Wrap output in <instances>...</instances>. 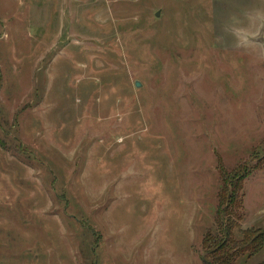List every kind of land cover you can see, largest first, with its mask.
<instances>
[{
	"label": "rangeland",
	"instance_id": "rangeland-1",
	"mask_svg": "<svg viewBox=\"0 0 264 264\" xmlns=\"http://www.w3.org/2000/svg\"><path fill=\"white\" fill-rule=\"evenodd\" d=\"M229 226L264 235V0H0V264H211Z\"/></svg>",
	"mask_w": 264,
	"mask_h": 264
},
{
	"label": "trees",
	"instance_id": "trees-1",
	"mask_svg": "<svg viewBox=\"0 0 264 264\" xmlns=\"http://www.w3.org/2000/svg\"><path fill=\"white\" fill-rule=\"evenodd\" d=\"M224 180V187L226 188V195L223 197V200L225 199V208L220 215H222V218H226L227 222L233 219V217L236 218L235 221L240 222L242 217L238 214L243 210L244 206L242 185L233 183L226 185L227 179L225 175ZM223 229L221 232L223 240L220 237L217 241L210 242L216 245V249L220 253L219 255L210 257L211 264H237L241 259H253L264 248V235L262 233L246 231L242 233L239 240H235L232 238L231 226Z\"/></svg>",
	"mask_w": 264,
	"mask_h": 264
},
{
	"label": "water",
	"instance_id": "water-1",
	"mask_svg": "<svg viewBox=\"0 0 264 264\" xmlns=\"http://www.w3.org/2000/svg\"><path fill=\"white\" fill-rule=\"evenodd\" d=\"M156 17H159V13L157 14V16H156ZM135 86H136V88H140V84H139L138 82L136 83V85H135Z\"/></svg>",
	"mask_w": 264,
	"mask_h": 264
}]
</instances>
